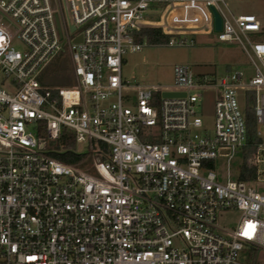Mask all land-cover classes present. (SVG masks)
I'll return each mask as SVG.
<instances>
[{
  "label": "built area",
  "instance_id": "1",
  "mask_svg": "<svg viewBox=\"0 0 264 264\" xmlns=\"http://www.w3.org/2000/svg\"><path fill=\"white\" fill-rule=\"evenodd\" d=\"M0 13V264H264V40L251 38L264 35V19L234 16L226 0H0ZM149 29L170 47L197 36L237 43L252 71L177 65L171 88L132 83L123 58L149 46L137 40ZM65 52L73 85H47ZM207 94L212 130L199 112ZM64 132L89 146L71 152L77 164L48 147ZM231 211L240 221L226 229L220 217Z\"/></svg>",
  "mask_w": 264,
  "mask_h": 264
},
{
  "label": "rangeland",
  "instance_id": "2",
  "mask_svg": "<svg viewBox=\"0 0 264 264\" xmlns=\"http://www.w3.org/2000/svg\"><path fill=\"white\" fill-rule=\"evenodd\" d=\"M230 12L234 16L253 14L259 20L264 19V0H226ZM0 13V17H1ZM8 23H12L8 19ZM18 27L12 23L13 47L18 51L25 49L23 43L17 37ZM251 38L255 41L264 40L263 34H252ZM196 44L193 46L170 47L164 42L145 47L138 53L127 52L124 55L123 78L139 85L155 86L163 89L171 88L174 85V68L177 65H187L198 74H213L218 77L233 70L252 71L249 59L237 43H222L215 36H197ZM67 54V55H66ZM53 64V66H51ZM51 70L43 74V81L47 85L67 87L72 86V63L68 53H62L57 60L52 63ZM66 68V71L63 70ZM71 83H67V81ZM243 107L246 103L241 100ZM250 106V105H249ZM248 106V107H249ZM199 112L206 129L212 130L214 125V106L211 94L205 96L199 108ZM74 139V138H73ZM59 142L48 144L49 148H58ZM89 146L75 142L71 150L77 154H87ZM242 154H239L230 162L229 172L233 180L237 179L240 165L242 164ZM84 155L83 158H85ZM76 156L70 157L68 164H77L81 161L74 160ZM66 163V162H65ZM91 159L85 166H90ZM217 174L220 179H225L228 175L227 159L217 161ZM240 213L231 211L220 217V226L226 229H234L240 221Z\"/></svg>",
  "mask_w": 264,
  "mask_h": 264
},
{
  "label": "trees",
  "instance_id": "3",
  "mask_svg": "<svg viewBox=\"0 0 264 264\" xmlns=\"http://www.w3.org/2000/svg\"><path fill=\"white\" fill-rule=\"evenodd\" d=\"M138 36H139L137 38L138 41H147L150 45L162 44L168 40V37L164 36L161 33V31L158 29L143 30L140 33H138ZM51 66H53V64ZM51 66L48 68L47 72L51 70ZM63 70L66 71V68L63 67ZM67 83H71V81L69 80L67 81ZM245 114H246V123H247V131H248V142L249 144H255L258 142V138L256 135L257 122H256L255 112L251 107H248L246 109ZM74 146H75V140L73 139V135L71 133L64 132L59 141L58 148L59 149L62 148L66 152L63 154H56V157L62 162L69 163L70 157L73 156L71 154L72 152L71 150L74 148ZM73 158H75L74 160H77V161L80 160V157H73ZM253 176L255 177V172L243 171L240 179L244 181H249L253 179Z\"/></svg>",
  "mask_w": 264,
  "mask_h": 264
},
{
  "label": "water",
  "instance_id": "4",
  "mask_svg": "<svg viewBox=\"0 0 264 264\" xmlns=\"http://www.w3.org/2000/svg\"><path fill=\"white\" fill-rule=\"evenodd\" d=\"M215 25H216V30L220 31L221 27H222V22L221 19L219 17V15L215 12ZM165 97H184L185 94H179V93H165L164 94Z\"/></svg>",
  "mask_w": 264,
  "mask_h": 264
}]
</instances>
